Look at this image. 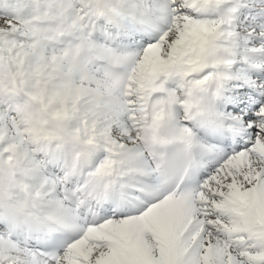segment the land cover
Listing matches in <instances>:
<instances>
[{
	"label": "snow or ice",
	"instance_id": "obj_1",
	"mask_svg": "<svg viewBox=\"0 0 264 264\" xmlns=\"http://www.w3.org/2000/svg\"><path fill=\"white\" fill-rule=\"evenodd\" d=\"M0 264H264V0H0Z\"/></svg>",
	"mask_w": 264,
	"mask_h": 264
}]
</instances>
